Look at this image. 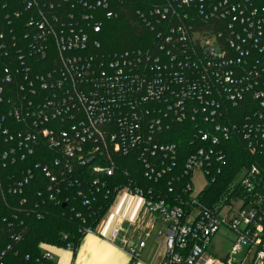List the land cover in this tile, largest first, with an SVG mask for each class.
<instances>
[{"label": "built area", "instance_id": "1", "mask_svg": "<svg viewBox=\"0 0 264 264\" xmlns=\"http://www.w3.org/2000/svg\"><path fill=\"white\" fill-rule=\"evenodd\" d=\"M74 1L84 9L102 10L109 19L123 12L132 16L153 41L146 48L104 52L99 38L103 22H92L93 12L79 17L53 13V22L43 12L41 30L34 35L41 44L29 54L39 53L46 66L54 67L43 73L28 64L4 70L0 130L7 118L24 119L30 128L18 132L17 139L11 135L16 143L0 152L3 167L9 160L15 163L23 151L33 154L42 138L58 150L53 167L43 168L49 189L57 193L63 183L77 184L79 179L67 177L78 169L98 176L94 184L104 183L102 176L116 174L115 157L120 155L135 156L145 177L158 182L177 167L180 154L178 143L166 140L167 133L187 124L182 134L193 151L181 176L187 178L183 193L165 198L125 187L95 230L83 232L99 235L138 259L145 242L130 246L125 220L114 210L127 194L137 199L138 213L147 210L168 222L167 252L160 264H243L248 256L253 264H264V0H165L132 12L128 9L140 0L119 2L112 9L109 0ZM49 6L55 7L53 2ZM12 83L16 95L6 108L7 85ZM9 130L1 132L6 137ZM235 135L260 160L239 171L225 196L205 205L199 195L222 173L227 157L221 147ZM197 171L208 181L194 197ZM225 229L233 236L232 247L221 260L210 250ZM45 258L57 262L51 251Z\"/></svg>", "mask_w": 264, "mask_h": 264}, {"label": "trees", "instance_id": "2", "mask_svg": "<svg viewBox=\"0 0 264 264\" xmlns=\"http://www.w3.org/2000/svg\"><path fill=\"white\" fill-rule=\"evenodd\" d=\"M109 1L111 9L119 2L129 4L127 0ZM49 2H53L55 7L50 8ZM163 2L165 0H140L128 10L146 9ZM78 4L74 0L67 4L65 0H0V85H4L2 77L6 68L15 71L28 64L33 66L34 71L43 73L54 67L53 64L46 66L39 53L29 54L31 48L38 50L41 44L34 35L41 30L43 12L51 22L53 13L64 17L68 12L79 17L81 12H93L95 19L92 22H103L99 38L104 52L146 48L153 41L152 35L141 32L140 27L134 25L132 16L128 17L124 12L119 18L109 19L102 10L84 9ZM20 80L21 76H18L17 81ZM15 87V83L7 85L6 108L14 100ZM232 110L231 119L234 118ZM186 125H176L167 133L166 140L178 143L180 154L177 167L158 182L145 177L144 168L135 156L120 155L115 157L116 174L113 177L102 176L104 183L94 184L98 176L85 168L78 169L74 177H67V180L79 179L77 184L75 182L73 187H67L63 183L60 193H57L49 189L50 179L43 168L53 167L58 150L49 147L42 138L36 142L33 154L23 151L15 163L9 160L6 167L0 162V264H59L48 261L46 251H51L49 248L67 249L68 245L79 247L86 236L83 231L88 228L95 230L118 191L125 187L152 190L165 198L180 196L187 182L186 177H181L185 162L193 151L191 143L182 134ZM1 127L2 130L10 129V134L5 137L0 130V152L15 145L16 134L30 128V124L24 119L7 118ZM11 135H16V138L10 141ZM242 139L235 135L223 143L221 148L227 162L217 181L206 186L199 195L203 204L212 205L225 196L239 171L259 162L260 158L247 151ZM23 153L26 154L25 159L20 158ZM170 187H173V193L169 191ZM81 196L88 198L90 204L85 205Z\"/></svg>", "mask_w": 264, "mask_h": 264}, {"label": "crops", "instance_id": "3", "mask_svg": "<svg viewBox=\"0 0 264 264\" xmlns=\"http://www.w3.org/2000/svg\"><path fill=\"white\" fill-rule=\"evenodd\" d=\"M115 206V213L120 212L125 220L124 227L130 239V246L138 247L140 242H145V247L139 250L138 259H133L127 250L107 239L96 234H88L76 252L65 248H49L54 253L56 261L59 264H160L167 252L165 235L168 222L147 210L138 213L137 199L127 194H122Z\"/></svg>", "mask_w": 264, "mask_h": 264}, {"label": "rangeland", "instance_id": "4", "mask_svg": "<svg viewBox=\"0 0 264 264\" xmlns=\"http://www.w3.org/2000/svg\"><path fill=\"white\" fill-rule=\"evenodd\" d=\"M205 174L202 171L194 173L192 181V194L196 197L207 184ZM233 236L225 230H221L213 239L210 252L221 260H225L232 247ZM243 264H253V257L248 256ZM256 264V263H255Z\"/></svg>", "mask_w": 264, "mask_h": 264}]
</instances>
